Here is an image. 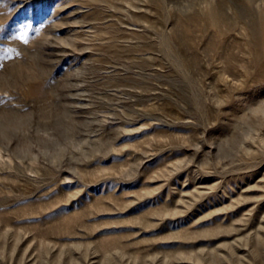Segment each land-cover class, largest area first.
<instances>
[{
	"label": "rangeland",
	"instance_id": "1",
	"mask_svg": "<svg viewBox=\"0 0 264 264\" xmlns=\"http://www.w3.org/2000/svg\"><path fill=\"white\" fill-rule=\"evenodd\" d=\"M0 264H264V0H0Z\"/></svg>",
	"mask_w": 264,
	"mask_h": 264
}]
</instances>
